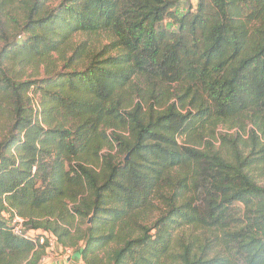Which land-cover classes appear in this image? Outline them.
<instances>
[{
	"label": "trees",
	"instance_id": "obj_1",
	"mask_svg": "<svg viewBox=\"0 0 264 264\" xmlns=\"http://www.w3.org/2000/svg\"><path fill=\"white\" fill-rule=\"evenodd\" d=\"M190 1L0 0V264H264V0Z\"/></svg>",
	"mask_w": 264,
	"mask_h": 264
},
{
	"label": "rangeland",
	"instance_id": "obj_2",
	"mask_svg": "<svg viewBox=\"0 0 264 264\" xmlns=\"http://www.w3.org/2000/svg\"><path fill=\"white\" fill-rule=\"evenodd\" d=\"M190 4L191 6H195V1L194 0H191L190 1ZM53 6V5H51ZM186 8V4L185 5H181L178 9V13H181L185 10ZM15 10V9H14ZM4 27L2 25V29H7L6 27V19L4 18ZM173 28V27H171ZM78 40H82V39H79V38H76L74 39V41H78ZM43 70L40 68L39 71H34L33 76H36V78H39L38 74H42ZM232 125H235L234 123L232 122H228L225 126L224 125H220L217 127L216 129V133H215V137H218L220 134H229V135H233L235 134L237 131H239L240 135L242 136L243 139H246L247 138V135L244 133V130H248L250 128V125L247 124L246 122L244 121H239L238 125H241L242 126V129L238 128L237 126H232ZM232 126V127H231ZM111 131H108V133H110ZM208 133V132H207ZM217 134V135H216ZM179 143L181 144V140L179 139ZM215 148L220 150V142H215ZM105 152V151H104ZM102 152V154L104 153ZM115 151H112L111 154H114ZM124 158V156H123ZM120 157V159H123ZM253 174H254V178L255 180H257L261 185L264 186V169H259V170H253ZM157 206H161V201L158 199V198H155V202H154ZM36 234H39V239H41L42 237V243L40 244V241L38 240V243L39 245H42L47 242V246L43 247V251L41 252V259L39 261V264H59L58 261L61 260V263L60 264H63L64 260L62 259V254L59 253L58 249H62V247L58 246L57 243H56V239L52 236V235H49L47 233H42V232H38V233H35V232H29L27 235L29 238H31L32 240H35L36 241ZM45 240V241H44ZM45 242V243H44ZM38 247H36L37 249ZM39 250V248H38ZM70 250L71 252L73 251V249H68ZM75 251V250H74ZM71 254V253H70ZM67 256V254H66Z\"/></svg>",
	"mask_w": 264,
	"mask_h": 264
},
{
	"label": "crops",
	"instance_id": "obj_3",
	"mask_svg": "<svg viewBox=\"0 0 264 264\" xmlns=\"http://www.w3.org/2000/svg\"><path fill=\"white\" fill-rule=\"evenodd\" d=\"M58 251L62 254V259L64 260L63 264H83L78 251L73 250L72 252H65L63 249H58ZM58 263L60 264L61 260H59Z\"/></svg>",
	"mask_w": 264,
	"mask_h": 264
},
{
	"label": "built area",
	"instance_id": "obj_4",
	"mask_svg": "<svg viewBox=\"0 0 264 264\" xmlns=\"http://www.w3.org/2000/svg\"><path fill=\"white\" fill-rule=\"evenodd\" d=\"M13 232L15 235L17 236H22V220L19 219V218H15L14 221H13ZM43 239L41 238L39 241H40V244L43 242L42 241ZM70 250H65V252H69Z\"/></svg>",
	"mask_w": 264,
	"mask_h": 264
}]
</instances>
